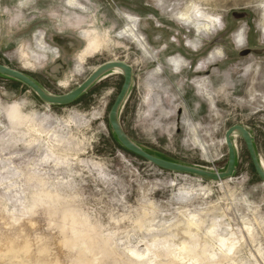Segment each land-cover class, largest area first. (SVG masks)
<instances>
[{"label":"rangeland","instance_id":"374dc122","mask_svg":"<svg viewBox=\"0 0 264 264\" xmlns=\"http://www.w3.org/2000/svg\"><path fill=\"white\" fill-rule=\"evenodd\" d=\"M69 1L0 0V64L65 95L101 65L124 62L133 83L120 120L137 145L173 163L224 172L226 133L241 126L264 165V0ZM181 13L218 24L198 33ZM92 31L106 38L87 52ZM172 57L186 61L182 71H174ZM123 84L112 73L75 103L51 106L0 77V216L19 223L45 204L72 213L94 233L93 245L106 244L119 260L109 264H145L133 252L145 256L153 245H186L201 264H264V183L243 139L233 138L237 173L229 180L164 171L112 134L109 114ZM219 237H232V253ZM93 247L96 263H104Z\"/></svg>","mask_w":264,"mask_h":264},{"label":"bare ground","instance_id":"6f19581e","mask_svg":"<svg viewBox=\"0 0 264 264\" xmlns=\"http://www.w3.org/2000/svg\"><path fill=\"white\" fill-rule=\"evenodd\" d=\"M73 3L74 1L71 0L69 5H74ZM125 16H127L129 20H138L130 15ZM178 18L183 20L185 24L193 26L198 33L210 30L211 26L215 27V25L218 24L217 20L209 18L210 24L202 25L203 23L201 24L198 19H194L185 13L179 14ZM133 31L134 30H130V35L140 43L141 40L138 39ZM86 36H89L86 46L87 52L97 51L102 45L103 38H106L97 31H92L89 34H86ZM238 42L240 44L244 42L241 36L238 37ZM168 60L175 72L182 71L186 65V61L181 57H172ZM116 72L120 73V71ZM11 117L16 120L20 119V112L18 109L12 111ZM262 166L264 168L263 164ZM45 205L42 209L40 208L41 210L38 209L35 212L32 210L34 216L23 219L19 223L0 216L1 264H98L99 262L95 261L97 253L95 254V248L93 247H97L96 244L93 245L95 239L94 233H92V231L85 232L84 230L86 228H83L74 214L66 211L62 214H56L52 212L53 210H49ZM35 217H41L42 219H36ZM218 239L220 247L222 249L227 248L229 253H232L236 248L235 241L232 240V237H219ZM80 242L85 245V248L82 250H80L81 247L78 249ZM105 245L101 243V245L97 247L98 252L100 251V255H103H101L103 261L100 260L104 263L101 264L110 263L112 259L118 260L110 250L108 251L106 249L107 246L105 247ZM192 253L194 254V252H191V254ZM191 254L186 245H183L180 248H172L170 246L159 247L158 245H153L151 248H147V254L145 256L136 251L133 252V255L139 259L146 258L147 262L145 264H163L165 261H167V264H184L186 262H189L190 264L202 263L200 259H195ZM150 255H152V258H149ZM199 257L197 256L196 258ZM212 258L215 259V256H212Z\"/></svg>","mask_w":264,"mask_h":264},{"label":"water","instance_id":"95a60500","mask_svg":"<svg viewBox=\"0 0 264 264\" xmlns=\"http://www.w3.org/2000/svg\"><path fill=\"white\" fill-rule=\"evenodd\" d=\"M249 54L250 51L247 50L242 53V56H247ZM116 71H120L123 75L124 84L111 108L109 114V125L112 134L126 151L164 171L194 176L207 182H222L233 178L237 173V150L233 138L238 135L245 142L255 172L264 183V168L256 151L254 137L248 130L241 126L231 127L226 133L225 141L228 147L229 158L227 168L224 172H213L198 167L173 163L155 157L137 145L127 135L120 120L121 110L128 98L133 83V68L124 62L111 61L101 65L78 88L65 95L50 94L38 85V83H36L30 76L0 64L1 76L26 86L28 89L33 91L40 100L51 106H69L75 103L97 82L108 77L112 73H115Z\"/></svg>","mask_w":264,"mask_h":264},{"label":"trees","instance_id":"16d2710c","mask_svg":"<svg viewBox=\"0 0 264 264\" xmlns=\"http://www.w3.org/2000/svg\"><path fill=\"white\" fill-rule=\"evenodd\" d=\"M0 77H2V78H6V77H3V76H1V75H0ZM6 79H8V78H6ZM77 101H78V100H77ZM132 155H133V154H132ZM134 156H135V155H134ZM136 157H137V156H136Z\"/></svg>","mask_w":264,"mask_h":264}]
</instances>
